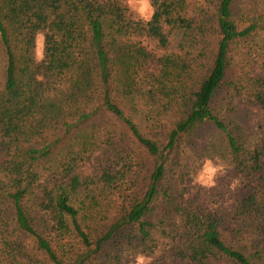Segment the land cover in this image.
<instances>
[{
  "label": "trees",
  "instance_id": "trees-1",
  "mask_svg": "<svg viewBox=\"0 0 264 264\" xmlns=\"http://www.w3.org/2000/svg\"><path fill=\"white\" fill-rule=\"evenodd\" d=\"M125 1L0 0V264H264V12Z\"/></svg>",
  "mask_w": 264,
  "mask_h": 264
},
{
  "label": "clouds",
  "instance_id": "clouds-1",
  "mask_svg": "<svg viewBox=\"0 0 264 264\" xmlns=\"http://www.w3.org/2000/svg\"><path fill=\"white\" fill-rule=\"evenodd\" d=\"M128 6L131 11L135 13L134 18L148 22L151 20L155 12V8L151 0H127ZM43 42L44 37L42 34H37L36 37V58L37 60L43 59ZM223 169L219 164H213L211 160H206L199 174L196 177L197 182L207 187L215 185V177L218 173H222ZM151 257L144 254H137L135 256V264H151Z\"/></svg>",
  "mask_w": 264,
  "mask_h": 264
},
{
  "label": "rangeland",
  "instance_id": "rangeland-1",
  "mask_svg": "<svg viewBox=\"0 0 264 264\" xmlns=\"http://www.w3.org/2000/svg\"><path fill=\"white\" fill-rule=\"evenodd\" d=\"M98 1H103V0H98ZM125 5L129 8L127 1L124 2ZM130 9V8H129ZM264 12V0H236L234 2V14L236 17H239V15H242V17H257L260 13ZM246 19V18H245ZM262 34L264 35V30L262 31ZM246 109L244 108H240L239 114L243 119V123L247 125V128H249L250 130H248V132H252V127L254 126V121L261 117V114L258 112H253L252 110L246 112ZM247 114V116H246ZM256 122V121H255ZM206 161V160H205ZM205 161L203 162V164L205 163ZM203 164L200 168V170L197 172V175L199 174V172L201 171ZM195 181L198 185L202 186V187H207L205 185H202L201 183L197 182L196 178ZM129 264H135V259L131 260V262Z\"/></svg>",
  "mask_w": 264,
  "mask_h": 264
}]
</instances>
